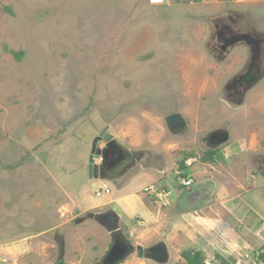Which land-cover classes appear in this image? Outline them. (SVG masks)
<instances>
[{"label": "rangeland", "instance_id": "374dc122", "mask_svg": "<svg viewBox=\"0 0 264 264\" xmlns=\"http://www.w3.org/2000/svg\"><path fill=\"white\" fill-rule=\"evenodd\" d=\"M191 1L151 6L147 0H0L3 264H55L59 258L64 264H98L110 245L93 230L97 222L89 216L103 207L118 211L110 201L119 194L139 207L127 214V223H118L134 247L127 232L139 229L142 214L157 205L160 211L172 210L179 193L188 194L177 172L189 154L186 165L192 160V167L185 172L192 186L206 179L209 192L226 188L229 197H220L225 201L245 190L244 182L232 181L229 174L240 165L250 167L238 156L249 146L238 140L264 128V81L242 106L226 99L225 85L244 67L228 57L216 59L209 39L215 18L202 8L210 1ZM247 13L264 20L258 9ZM173 114L185 121L176 133L166 125ZM107 125L121 148L148 157L130 171L123 168L122 177L105 179L98 173L90 178L91 145ZM209 131H226L229 141L202 144ZM232 160L231 167L225 165ZM95 163L100 168L101 160ZM145 169L157 175V189L167 187L162 201L145 192ZM198 172L205 176L200 179ZM234 182L240 187L236 192ZM103 186L110 189L108 196L97 197ZM151 201L155 206L150 209ZM218 201L207 209L212 204L217 209ZM141 204H147L145 209ZM230 207L221 219L229 225L212 228L216 233L206 236L198 225L194 229L184 220H167L177 226L167 244V264H186V252H200L205 264H251L257 253L264 254L262 230L255 233L264 222V191L242 192ZM193 216L208 218L204 211ZM96 229L106 237L99 225ZM241 241L248 242L244 246L250 253L239 250Z\"/></svg>", "mask_w": 264, "mask_h": 264}, {"label": "crops", "instance_id": "0c3cea01", "mask_svg": "<svg viewBox=\"0 0 264 264\" xmlns=\"http://www.w3.org/2000/svg\"><path fill=\"white\" fill-rule=\"evenodd\" d=\"M207 1H210V3H208L206 7H202V8L204 10H208L209 12H207V13L211 14L215 18V20L212 24V27L210 28V32L217 30L218 28H221V26H222L221 24L224 23L226 20L228 21V19L230 17L231 19H238L239 22L243 25L244 29L245 28L247 30L250 29L254 36L258 35V36L264 37V20H258L257 16H255V19H253L247 13V10L249 11L251 9H258L259 10V13H258L259 18H264V12H263L264 0H251V1L250 0H243L241 2H237L235 0H212V1L206 0L205 2H207ZM191 2H193V1H191ZM260 12H262V14ZM208 30H209V28L207 29V33H208ZM235 54H236V56H235ZM249 54L251 57L252 53H251L250 49L247 48L245 45L235 44V45H233V47H231V49L229 51L228 58L232 59L234 64L237 67L239 66L241 68L243 61L245 59H248ZM257 55L259 56V54H257ZM240 140H241V145H243V144L247 145L248 144L249 149H247L248 151L243 150L241 152V154L238 156L241 157L240 158L241 162L243 160L245 161V164H246V162H248L250 164V167L249 168L245 167L247 170H243V169H245V168H242V167H244L243 165H240L239 168L236 167L237 170H234L232 168V171L234 170L235 173L232 172V174L230 173L229 176L232 178V181L234 180L238 183L242 181V184L244 182L243 186L246 188H245V190L242 191L243 193H248L250 191H253L254 189L264 191V172H262L261 170H258L255 166L253 168V165L251 163V161L253 160L254 157H257L258 155L264 156V145H263L264 144V128L261 129L257 134H251L247 139H245V140L239 139L238 141H240ZM125 151L127 153H129L130 155L133 154V153H130L128 150H125ZM137 154L141 155L142 153H137ZM205 156H206V154L201 159V161H202L201 163L203 164V166H206L204 164L207 163L206 161H208V159L206 160L204 158ZM147 157H148V155L144 156V154H142L141 159H143V158L146 159ZM216 159H218L220 161H222V160L225 161L224 158H220V157H218ZM124 160H126L125 157H124ZM124 160H122L121 162H123ZM126 163L127 162L124 163L123 167L127 169ZM234 163H235V160H232V163L230 165L225 164V162L223 164L227 165L228 167H231L232 164H234ZM134 164H132V167L130 165L129 169H127L126 171H130L132 168H134ZM255 169H257L258 171ZM141 173L144 174V178L147 180V181L144 180L145 181L144 187L147 188V187L154 186L156 188L155 184L157 183V178H158L157 175L153 171H149L148 169H145ZM198 173L200 175V179L202 178V176L203 177L205 176V175L201 174L200 172H198ZM129 181L132 183V180H129ZM209 182L210 181H207L206 179H204L203 181H199V184H197L195 186H191L188 189V194L186 196H184L182 192H181L182 194L179 193L178 197L176 198L177 201L175 200L176 203H175L172 210H171V207L170 208L167 207L164 210L160 211V210H158V207L160 205H157L158 207H153L156 210L148 212L147 215L142 214V218H143L142 220L143 221L139 222L137 225L139 227V229H133L130 227V230H128V232H127L133 238V241L134 240L136 241V242L134 241L136 243V244H134V246L135 247L141 246L142 248H147V247H151V246L155 245L159 241H164V243L166 244V246L168 248L167 244L171 240L170 239L171 235H174L172 233L173 230H177V226L173 225V224L167 225V220L168 221L176 220V219H178V221L184 220V221H186L187 225H193L194 229H195L196 225H198V228L200 229V231L203 233L204 236H206L207 234H210V233L215 234L216 231H214L212 228L219 227V225H229V224H227V222H228L227 220L223 221V223H222L221 219L224 216L228 215V213L224 214V212H229L230 209L232 210V208L230 207L231 203L234 200L239 199L241 197L242 192L239 194L240 196L233 194L231 199H229L228 201H225V199L221 200L220 197H229V195H230L228 192L229 190L224 188V191H225L224 192L223 189H220V188L216 189L215 188L214 190L212 189L213 192H209L210 190L207 188V185H206V183H209ZM147 183H149V184H147ZM232 184H233L234 192H236V190L240 189V187L237 188L235 182ZM103 187H106V186H103ZM106 188H108V187H106ZM158 190L168 191L167 187H165V186H163L162 188H160ZM198 192H199V198L194 197V194L198 193ZM106 196H108V195H106ZM215 199L219 200L218 201V207H217V209H215L214 205L212 204V209L209 211L207 209V207H208L207 205H209L211 201L212 202L216 201ZM110 202H112L115 205V208H117L118 211H116L113 207L112 208L103 207L101 212H104V213L100 212L98 214H105V213L114 212L119 218L118 223H120L122 221L124 223H127V221H126V220H128L127 214H130L132 212L134 213L135 209L139 208L137 206H135L133 208L134 200L131 197L125 196L123 194H119V196L111 199ZM127 202H128V204H127ZM185 203H186V206H185ZM146 205H142V209H145ZM120 206H121V208H120ZM152 206H155V205L151 201V206H148V207L151 209ZM100 207H102V206H100ZM121 209H123V214H121V212H122ZM136 211H139V210H136ZM200 211H204V213L208 216V218H206L204 216L203 217L193 216V214L200 213ZM133 213H132V215H133ZM136 214H138V216H139V212H136ZM212 215H214V217ZM160 223H161V225H157ZM98 225L100 226V228L104 229L103 226L97 222V225H93L94 226L93 230L96 231L98 234H101L100 236L102 237V239L105 242H107L109 240V245L111 247L112 240H113L111 235L108 233V231L106 229H104L105 233L107 235H106V237L102 236L103 231H101L100 229H96V226H98ZM154 228H156L155 233L151 232ZM185 229H186L185 227L181 228V230L186 232ZM260 230H262L261 236L264 237V222L261 223V225L255 231V233H257ZM120 231H121L120 238L122 239V241L126 244L130 243V241L123 235L122 230H121V225H120ZM235 233L237 234V231H234V234ZM255 233H254V235H255ZM228 234L231 236L230 232H228ZM134 235H135V237H134ZM104 241L100 244L105 243ZM238 245H236V246H238L240 251L247 250V249L249 250V253L252 251V249L244 246V245H248V242H246V241H241V243L240 244L238 243ZM108 249L106 250V252L109 251ZM106 252H105V254H106ZM198 253H200V252H198ZM261 255L264 256L263 253H260V254L257 253V255L254 256V258L251 260V261H253V264H262L263 263L262 261H261V263L257 262V260H259ZM217 257L219 258L220 256L217 255ZM203 258H204V255H203ZM60 261L63 262L62 259H60ZM99 263H101V262H99ZM63 264H64V262H63ZM120 264H156V263H153L152 261H149V260L139 259L135 255L131 258H127V260H124Z\"/></svg>", "mask_w": 264, "mask_h": 264}, {"label": "flooded vegetation", "instance_id": "af4514ba", "mask_svg": "<svg viewBox=\"0 0 264 264\" xmlns=\"http://www.w3.org/2000/svg\"><path fill=\"white\" fill-rule=\"evenodd\" d=\"M221 25V28L212 31L209 37L211 48L210 51L215 55L217 60L223 61L225 57H228L231 47H233L235 44L245 45L250 49V51L252 47V49L255 50L253 53L259 54V56L257 55L258 57H254L252 55L250 57L249 54L250 58L248 57V59H245L242 63L244 70H241V73L232 77L224 88L226 99L232 98L238 101L240 100L241 103L238 105L242 106L244 105V100L246 99L248 93H250L253 89H256V87H258L261 82L264 81V37L258 38L254 36L250 29H244L243 25L238 19H231L229 17L228 21L226 20ZM252 40L256 41V43L253 45L251 44ZM211 43H213V45H211ZM208 44L207 49L209 47ZM247 66H251V69L245 68ZM225 132L226 131H209L206 135L204 134L200 142L202 144L205 143L208 147H212L214 144H217L223 139V136L226 135ZM116 147L117 148H115L114 145L113 147L109 148L108 155L110 156V159L105 162L104 166L101 164L103 177H122L126 173V171L124 172L123 170V165L125 162H127V169H129L130 165L132 167V164L136 163V161L142 160V154L140 155L133 153L130 155L124 149L118 146ZM124 157L126 160H124ZM133 157L134 160H131ZM122 160L124 161L121 162ZM260 166L261 169H264L263 165ZM263 169L261 170L262 172H264ZM118 170L119 173L116 176ZM194 197L199 198V192L195 193ZM107 221L111 224L110 216L107 218ZM58 262L59 261L56 263Z\"/></svg>", "mask_w": 264, "mask_h": 264}, {"label": "water", "instance_id": "95a60500", "mask_svg": "<svg viewBox=\"0 0 264 264\" xmlns=\"http://www.w3.org/2000/svg\"><path fill=\"white\" fill-rule=\"evenodd\" d=\"M256 37L261 38L262 36L257 35ZM255 43L256 41L252 40L251 44L253 45ZM251 51H252V56L258 57L257 53L255 54L253 53L255 52V50L252 49V47H251ZM236 102L239 103L240 100L239 101L236 100ZM166 125L171 132L176 133L180 131V128H178V126L181 127L184 126L185 121L180 114H173L166 117ZM108 129L109 126L107 125L101 131V133L94 138L92 142L91 151L88 158V169H89L90 178L96 179L97 177H99L98 173H100V175L103 176L102 168L101 167L98 168V166L95 163V160L100 159L102 166H104L105 162L110 159V156L108 155L109 148L113 147L114 145L115 148H117L116 146H118L113 136H111L108 133ZM225 133L226 135L223 136V139L219 142L221 145L226 144L229 141V134L227 132ZM101 144H104L103 148L100 147ZM252 165L258 169H261L260 165L264 166V156L258 155L257 157H254L252 160ZM101 179L104 178L102 177ZM109 216L111 219V224L107 221V218ZM89 217L95 219L100 225H102L103 228L108 231V233L111 235L113 239L112 245L109 251L107 252L106 257L99 264H120L130 254L134 252V249H135V254L139 259L149 260L156 264L168 263L169 252L166 244L163 241H159L155 245L147 248H142L141 246H136L135 248H133L131 246H127L123 242L120 243L119 236L121 234V231H119V225H118L119 218L114 212L105 213V214H94V215H90ZM57 264H63V262L59 261V263Z\"/></svg>", "mask_w": 264, "mask_h": 264}, {"label": "built area", "instance_id": "2783aa9c", "mask_svg": "<svg viewBox=\"0 0 264 264\" xmlns=\"http://www.w3.org/2000/svg\"><path fill=\"white\" fill-rule=\"evenodd\" d=\"M147 1H148V4H149V5H152V6H160V5H164V4L167 2V0H147ZM235 1H237V2H241V1H243V0H235ZM191 165H192L191 162L187 163V168L191 167ZM179 181H180V183H181V185H182L183 187L188 188V187L191 186V181L189 180L188 176H182V175H181V176L179 177ZM147 191L150 192L149 189H147ZM109 192H110V190H109L108 188H104L103 190L97 192V196L99 197V196H101L102 194H106V195H108ZM157 198H158L159 200H161V199H162V194H161V193L157 194ZM3 261H4V259L0 258V263L3 262Z\"/></svg>", "mask_w": 264, "mask_h": 264}, {"label": "clouds", "instance_id": "9594fccd", "mask_svg": "<svg viewBox=\"0 0 264 264\" xmlns=\"http://www.w3.org/2000/svg\"><path fill=\"white\" fill-rule=\"evenodd\" d=\"M195 1V0H194ZM193 1V2H194ZM202 1H206V0H200L199 2H202ZM196 2V1H195ZM199 2H196V3H199ZM147 3H148V1H147ZM152 6V5H151ZM161 6V5H160ZM104 129V128H103ZM102 129V130H103ZM118 145V144H117ZM118 147H120L119 145H118ZM121 148V147H120ZM123 149V148H122ZM190 162H191V164H192V161L190 160ZM100 167H101V163H100ZM191 167H192V165H191ZM186 168H187V165H186V162H185V171H186ZM190 168V167H189ZM177 173H182L183 174V171H180V170H178V172ZM186 176H188V175H186ZM112 179V177H106L105 179ZM114 178V177H113ZM189 178V177H188ZM189 180H190V178H189ZM191 186H192V183H191ZM190 186V187H191ZM183 187V186H182ZM190 187H188V188H186V187H184V188H186V189H189ZM104 188H106V187H104ZM103 188V189H104ZM109 189V188H108ZM147 189H149L150 190V192H148L147 191ZM102 190V189H101ZM100 190V191H101ZM110 190V189H109ZM145 192L147 193V194H150L151 196H153V197H155V198H157V194H159V193H161L162 194V196H167L168 194H169V191H167V193H164V190H158V189H156L154 186H151V187H148V188H145ZM106 195V194H105ZM96 196H97V194H96ZM102 196V195H101ZM98 197V196H97ZM100 197V196H99ZM157 200H159L158 198H157ZM163 200V198L161 199V200H159V201H162ZM90 215H94V214H90ZM119 221V220H118ZM119 231H120V226H119ZM120 237V236H119ZM121 239V238H120ZM122 240V239H121ZM121 242H123V241H121ZM164 242V241H163ZM124 243V242H123ZM126 244V243H125ZM112 245V244H111ZM127 246H131V247H133L132 246V244L131 243H128V244H126ZM133 248H135V246L133 247ZM134 254H135V249H134V252H133ZM132 253V254H133ZM107 254V253H106ZM131 255V254H130ZM136 255V254H135ZM106 257V255L104 256V258ZM129 257V256H128ZM127 257V258H128ZM103 258V259H104ZM127 258L125 259V260H127ZM3 259V258H2ZM60 259H62V258H59L57 261H60ZM102 259V260H103ZM102 262V261H101ZM3 263H6V260L4 259V261L3 262H1L0 264H3ZM59 263V262H58ZM122 263V262H121ZM55 264H57V263H55Z\"/></svg>", "mask_w": 264, "mask_h": 264}, {"label": "trees", "instance_id": "16d2710c", "mask_svg": "<svg viewBox=\"0 0 264 264\" xmlns=\"http://www.w3.org/2000/svg\"><path fill=\"white\" fill-rule=\"evenodd\" d=\"M196 2H199L200 0H195ZM19 55H16L17 56V59H19V57L22 55L20 52L18 53ZM190 157H192V155L191 154H189L188 155V157L187 158H190ZM210 157V156H209ZM206 160L208 159V157L207 156H205L204 157ZM185 161L186 160H183L181 163H180V165H179V170L180 171H183V176H186V172H185ZM183 257H184V259H185V261H186V264H205V263H203V261H202V254H200V253H194V254H192V253H190V252H186V253H184L183 254ZM219 259H220V257H219ZM259 260H264V257L261 255L260 256V258H259ZM253 264V263H252Z\"/></svg>", "mask_w": 264, "mask_h": 264}]
</instances>
